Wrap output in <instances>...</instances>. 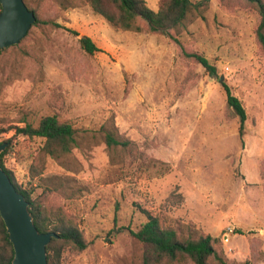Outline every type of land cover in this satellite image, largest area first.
I'll use <instances>...</instances> for the list:
<instances>
[{"label":"rangeland","instance_id":"rangeland-1","mask_svg":"<svg viewBox=\"0 0 264 264\" xmlns=\"http://www.w3.org/2000/svg\"><path fill=\"white\" fill-rule=\"evenodd\" d=\"M145 1L157 10L161 0ZM25 2L40 19L63 26L34 25L0 51V143L12 138L4 161L16 181L33 183L42 203L61 206L83 230L87 247L65 246L62 264H143V244L129 232L146 220L142 209L211 234L228 262L264 264L257 9L211 0L203 17L168 34L115 27L85 0ZM84 35L98 51L83 49ZM183 47L205 55L217 74ZM224 84L246 108L242 137ZM48 114L78 129L70 168L43 151V138L15 135V125L37 124ZM105 128L132 145L109 147Z\"/></svg>","mask_w":264,"mask_h":264},{"label":"trees","instance_id":"trees-1","mask_svg":"<svg viewBox=\"0 0 264 264\" xmlns=\"http://www.w3.org/2000/svg\"><path fill=\"white\" fill-rule=\"evenodd\" d=\"M85 1L96 13L115 27L131 31L147 29L150 32L169 34L171 31L180 32L196 18L203 17L211 0H161L157 10L150 8L145 0ZM223 1L225 2V0ZM241 2L255 7L261 16L256 33L264 50V0H236V3ZM28 7L36 15V21L32 26H37L40 23L49 24L53 28L63 26L56 21L40 19L35 9L29 5ZM80 43L88 53L93 54L99 50L96 43L87 35L80 37ZM1 50L3 49L0 48ZM182 50L186 57L200 63L210 75L217 74V67L205 55L187 51L184 47ZM224 86L227 107L239 117V132L242 137L245 133L247 120L246 108L239 97L232 93L230 87L227 84ZM14 129L15 135L43 138L45 141L43 151L64 167L70 168L76 162L74 150L79 146V134L78 129L70 120L62 119L57 114H48L44 115L37 124L26 122L24 125H15ZM103 134L109 147L129 148L132 145L131 140L121 137L115 130L105 128ZM3 142H8V145L0 153V165L8 173L17 190L28 201L29 210L38 230L57 233V236L52 237L46 246L47 260L48 264H62V253L65 246L72 245L78 249L87 247L88 241L83 230L75 217L68 214L61 206L50 208L42 203L34 195L33 183L25 186L16 181L4 161V156L12 146V138ZM142 211L146 220L137 230L129 228V232L143 244V264L174 263L185 260H191L194 264H211L212 262L235 264L228 262L223 257L217 246V238L211 234H205L191 224H167L159 216L146 209H142ZM14 255L13 244L0 215V264H12Z\"/></svg>","mask_w":264,"mask_h":264},{"label":"water","instance_id":"water-1","mask_svg":"<svg viewBox=\"0 0 264 264\" xmlns=\"http://www.w3.org/2000/svg\"><path fill=\"white\" fill-rule=\"evenodd\" d=\"M0 48L18 44L36 21L25 0H0ZM8 142L0 144V153ZM0 215L4 220L15 255L12 264H48L47 244L54 231L40 232L29 203L0 165Z\"/></svg>","mask_w":264,"mask_h":264}]
</instances>
